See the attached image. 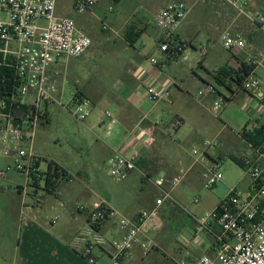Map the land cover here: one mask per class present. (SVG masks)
<instances>
[{
    "label": "crops",
    "instance_id": "1",
    "mask_svg": "<svg viewBox=\"0 0 264 264\" xmlns=\"http://www.w3.org/2000/svg\"><path fill=\"white\" fill-rule=\"evenodd\" d=\"M174 1H183L190 9L178 30L179 39L191 44L189 49L195 51L197 41L210 42V50L203 55L205 58L209 57L213 47L211 44L215 45L214 47L217 44L221 46L219 43L221 34L225 30L230 31L234 22L223 8V3L229 8L233 7L226 0H161L149 18L136 20L135 23L126 16L103 19V26L108 27L104 30L102 26V31L106 33L103 52L92 48L94 42L90 26L93 23L84 21L83 29L92 40L90 48L83 56L75 59V62L62 60L54 67L59 74L57 77L59 98L66 102L78 91L92 102V112L84 121V138H93L89 140V146L94 147L93 158L99 163H104L105 167L107 158L117 149L128 155L134 151L139 153L136 169L125 180H135L136 172H141L145 178L144 183L148 186L147 194L141 198L139 193L138 197L121 209L118 218L124 216L133 219L143 210L151 211L156 208L144 226V236L155 240L157 246L144 256L140 246L135 244L121 264H179L168 250L167 240L170 236L164 217L180 218L176 212L182 206L185 209H192L188 214L197 224L198 219H202L219 206L231 188L247 191L250 179L247 184L242 185L248 175L244 167L236 164L231 158L236 157L243 162L245 159H252L264 163V154L260 156L258 149L243 137L245 132L264 126V68L257 67L255 71L262 80L259 96L252 97L247 91L232 87L236 93L226 103L219 116L212 111L214 96L206 94L198 101L191 100L190 90L193 86L189 78L183 77V74L188 76L187 68L183 66L182 72L177 69L179 64L182 66L185 61L190 60L189 49L185 54L172 60H166L165 55L159 52L162 33L154 17L161 8ZM95 5L85 13H93ZM263 6L264 0H250L249 7L252 11ZM109 10L112 11L111 7ZM246 20L254 24L248 18ZM260 32L262 31L256 28L250 33V37L256 41ZM222 49L225 50L223 47ZM246 49L251 54L260 52L257 48L250 51L248 42ZM152 57L158 60V64L151 63ZM211 59L215 63L213 69H206L205 60L200 62L195 72L190 67L194 80L199 83L197 92L210 80L208 76L210 71L222 68L230 62L229 56L223 60L218 54ZM70 84L74 86L73 92L67 90ZM147 85L167 88L168 96L156 103L150 101L146 93ZM237 98L240 112L233 113V110L230 111L228 108ZM176 103L179 108L173 112L170 107ZM50 105L56 104L45 106L46 117L41 126L49 121L47 112ZM106 111L111 113L115 123H111L110 118L105 116ZM168 113L171 114V118L166 120ZM208 113L220 118L224 126L234 132L240 142L232 135H224L225 142L208 141V138L215 134ZM226 113L227 116L223 117ZM176 118H180L183 125L188 120L196 124L188 141L190 139L201 141L204 148L201 152L192 150L196 156L193 160L186 159L179 150L177 138L183 125L174 128L173 121ZM159 119H165L166 124L156 125L155 121ZM221 133L223 131L220 130L214 137L220 138ZM221 144L227 146L228 153L219 149ZM212 147H217L219 151L213 152ZM228 159L233 161L236 167H241L244 174L236 180L220 182L223 189L212 190L219 183L211 189H205L204 174L215 166L220 169L223 162ZM11 162V158L0 157V170ZM13 173L9 172L5 177H0V264H92L85 257L83 249L75 250L72 247L74 238L80 232L88 233L89 230L85 212H80L77 208L82 202L78 200L74 206L64 202L63 194L60 193L63 184L61 182L57 191L51 194L44 188L28 182L27 179L23 185ZM231 173L237 176L238 172L231 167ZM179 174H183V180L175 187L163 186V189L170 191L171 197L157 207L156 200L162 196V192L154 181L162 177L171 179ZM37 192L42 195L40 201L35 199ZM79 192L81 196L84 195V199L89 200L85 192ZM195 199L198 200L197 203L194 202ZM95 202L116 213V205L110 197L89 204ZM57 215H60L59 221L52 224V218ZM118 220L108 219L95 235L103 237L108 243L121 239L123 233L118 227ZM219 235L220 228L214 222H210L206 227L198 228V232L193 234L190 241H183L181 246L186 254L196 252L199 245L205 246V250L197 253L188 264H193L203 254L213 255L220 246ZM92 255L96 259L93 264H110L111 248L109 244L98 245L94 247Z\"/></svg>",
    "mask_w": 264,
    "mask_h": 264
},
{
    "label": "built area",
    "instance_id": "2",
    "mask_svg": "<svg viewBox=\"0 0 264 264\" xmlns=\"http://www.w3.org/2000/svg\"><path fill=\"white\" fill-rule=\"evenodd\" d=\"M98 1L73 0L78 13L87 12ZM226 1L239 15H244L264 33V6L252 11L250 0ZM189 11L185 2L174 1L161 8L154 17L162 33L159 52L165 55L166 60L185 54L191 46L178 37V30ZM107 28L103 26L104 30ZM91 43L90 36L78 29L74 19L57 14V0H0V157L12 159L0 170L1 178L9 172H17L24 175L28 182L45 188L48 166L42 170L40 157L28 150L27 144L31 142L32 136L28 138L25 133L34 134L45 120V106L49 104L61 106L81 122L90 116L92 102L80 92L77 91L66 102L59 98V74L54 67L64 58H80ZM219 43L231 55L225 67L233 70L240 69L243 64L253 67L249 76L242 80L240 89L252 97H258L262 80L255 71L257 67L264 68V52H247L246 39L228 30L221 34ZM201 52L206 55L207 49L202 48ZM150 61L158 64L155 57ZM219 69L208 73L210 80L198 92L201 96H214L212 111L218 116L232 95L229 89L215 84L214 77ZM146 93L148 99L156 103L168 96V89L147 85ZM105 116L115 123L109 111L105 112ZM159 123V120L155 121L156 125ZM182 125L180 118L173 121L174 128ZM258 154H264V144L258 148ZM138 157V152L128 155L117 149L106 160L107 171L117 182H121L136 169ZM244 169L250 179L247 191L231 188L216 209L197 220L202 228L214 222L220 228L221 235L218 237L220 246L214 254H203L193 264H264V163L245 159ZM203 178V187L211 189L222 182L223 175L215 166ZM68 179L69 175L64 178ZM182 180L183 174H179L171 179L162 177L154 181L162 192V196L156 200L157 207L171 197L170 191L163 189V186L175 187ZM41 198L42 195L37 192L36 201ZM77 208L87 214L88 226L92 228L101 226L115 214L96 202L78 204ZM155 211L156 208L143 210L133 219L121 216L118 227L123 237L119 240L108 243L96 235L91 241L90 233L80 232L74 238L72 247L75 250L83 249L85 257L92 264L96 262L92 255L94 247L104 244H109L111 248L110 264H121L135 244L147 256L157 243L144 236V226ZM59 219V215L53 218L52 224H56Z\"/></svg>",
    "mask_w": 264,
    "mask_h": 264
},
{
    "label": "rangeland",
    "instance_id": "3",
    "mask_svg": "<svg viewBox=\"0 0 264 264\" xmlns=\"http://www.w3.org/2000/svg\"><path fill=\"white\" fill-rule=\"evenodd\" d=\"M161 1V0H160ZM154 0H99L98 4L95 5L93 13H78L74 8L73 0H57V14L64 17H70L74 19L78 29L86 31L83 29L84 21H90L93 23L91 27L93 33V44L94 48L98 52H103L105 48V38L106 33L102 31V20L107 18H112L115 16H126L131 18L135 23L138 20L147 19L150 17L153 9L160 2ZM112 9L110 11L109 9ZM223 8L226 9V12L231 16V19L234 21L232 27L229 29L232 33H240L243 35L249 45L250 51H255L254 48L259 49L264 52V33L260 32L259 39L254 41L250 37V33L258 28V26L248 22L244 15H239L235 9H232L226 3H223ZM137 20V21H136ZM259 32V31H258ZM210 42H205L203 40L197 41L196 51L192 48L189 49L190 60L185 61L181 66L179 64L177 69L182 72L183 66L187 68L188 76L183 74V77H187L192 84L193 89L190 90V99L191 100H200L203 96L199 95L197 92L199 83L194 80L192 73L190 71L193 68L194 72L199 68V64L202 60H205L206 69H213L215 66L214 61L211 59L214 55L218 54L224 60L231 55L222 47L217 44L212 45L211 55L207 58L201 53V49L205 48L210 50ZM254 47V48H253ZM63 61H72L75 62V59L64 58ZM191 67V68H190ZM185 72V71H184ZM211 72V71H210ZM69 92L74 91L73 84L68 85ZM239 99L229 106V110H233V113L239 111ZM169 109L168 106H166ZM176 108H179V105L176 103L171 106L170 109L175 112ZM211 119V128L215 131V134L210 136L208 141H215L220 143L224 141V135H232L236 141H239L235 137V133L232 132L228 127L220 121V118H216L212 113H208ZM47 116L49 118L48 123L40 125L32 135L30 132H26V137L30 138L32 136L31 142L27 144L28 150L34 151L36 154L42 156L44 159H41L42 170L47 169V161H55L61 167H63L68 175V180L61 181L60 193L63 194V201L69 202L70 206H74L76 201H80L83 204H88L93 201H100L102 198L110 197L111 201L116 205V213L111 217L112 220L117 221L118 215L121 213V209L133 201L138 194L141 198L146 196V189L148 186L145 185V178H143L141 172H136L137 179L135 180H123L117 182L107 171V167H104V163L97 162L94 159V147L89 146V142L93 140L91 137L84 138V122L76 119L68 110L62 108L59 105H50L48 108ZM227 116V113L223 116ZM171 118V114L168 113L166 120ZM165 119L160 121V126L165 125ZM196 124L193 121H187L181 128V133L179 138H177V143L179 144V150L186 159L193 160L195 155L192 150L196 149L199 152L203 151L204 144L201 141L189 140L188 138L192 131H194ZM223 131L220 135V138H215L217 132ZM234 133V134H233ZM91 134H89L90 136ZM91 139V140H90ZM90 140V141H89ZM225 142V141H224ZM220 150L226 151L228 153L227 146L224 147L223 144L220 145ZM217 147H212L213 152H218ZM231 167L235 168L237 173H231ZM219 172L222 173L223 179L222 182H226L228 179H238L240 175L244 174L241 167H236L235 163L230 159L223 162ZM11 173V172H10ZM9 174V173H8ZM7 174V175H8ZM16 178L20 183L25 184L26 178L20 174L14 172ZM245 176V175H244ZM70 181V182H69ZM69 182V183H68ZM249 182V177H245L242 185L244 186ZM147 183V182H146ZM44 181L41 182L43 186ZM148 184V183H147ZM217 188L223 189L222 183H219L212 190ZM79 191L85 192L89 200L84 199V195L81 196ZM229 193V192H228ZM69 196V197H68ZM193 198V196H191ZM79 203V204H82ZM188 209V210H187ZM179 208V211L176 214L180 218L174 216H165L164 222L167 224V231L170 239L167 243L168 250L175 258V261H178L179 264H188L195 255L201 251L205 250V246L199 245L196 248V252L193 254H186L185 249L182 248L183 241H190V238H193V234L198 232V228H201L200 223L197 221V224L189 217V211L191 208ZM197 209V207H196ZM87 216L86 213L84 214ZM58 216V215H57ZM60 216V215H59ZM54 218V217H53ZM52 218V219H53ZM119 221V220H118ZM57 224V223H56ZM88 233H90V240L93 241L96 237L95 228L88 227ZM95 231V232H94ZM156 237L160 238L156 235ZM190 248V247H189Z\"/></svg>",
    "mask_w": 264,
    "mask_h": 264
},
{
    "label": "trees",
    "instance_id": "4",
    "mask_svg": "<svg viewBox=\"0 0 264 264\" xmlns=\"http://www.w3.org/2000/svg\"><path fill=\"white\" fill-rule=\"evenodd\" d=\"M253 67L243 64L240 69L233 70L229 67H222L219 69L217 76L214 77V82L218 87L229 89L232 93L230 99L236 93V90H232V87L236 89H240L242 85V80L245 79L251 71ZM221 93V92H220ZM243 137L246 139L248 143H250L255 148H260L264 144V126L254 128L252 131L245 132ZM236 164L244 167V162L240 159L233 157L231 158ZM47 179L45 184V190L48 193H55L59 187V183L64 180L65 177L68 176L67 171L62 169L57 163L54 161H48V169H47ZM101 226L94 227L96 230H99Z\"/></svg>",
    "mask_w": 264,
    "mask_h": 264
}]
</instances>
